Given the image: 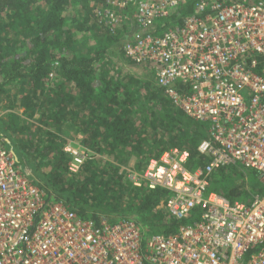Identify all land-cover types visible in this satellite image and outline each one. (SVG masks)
<instances>
[{"label":"built area","instance_id":"2783aa9c","mask_svg":"<svg viewBox=\"0 0 264 264\" xmlns=\"http://www.w3.org/2000/svg\"><path fill=\"white\" fill-rule=\"evenodd\" d=\"M190 1L94 0L93 15L112 33L127 28L130 59L152 65L171 103L208 125L202 167L190 170L189 151L176 147L128 175L136 188L167 191L178 224L196 212L197 221L144 244L130 219L96 224L47 206L0 138V264H264V192L246 203L210 191L215 172L236 166L264 187V0H195L182 24L155 34ZM64 153L72 173L92 156L72 144Z\"/></svg>","mask_w":264,"mask_h":264},{"label":"trees","instance_id":"16d2710c","mask_svg":"<svg viewBox=\"0 0 264 264\" xmlns=\"http://www.w3.org/2000/svg\"><path fill=\"white\" fill-rule=\"evenodd\" d=\"M80 2V13L69 16ZM90 2L0 0V110L7 111V120L0 119V138L18 151V160L33 166L32 182L44 190L47 206L64 203L96 224L130 219L146 244L153 234H173L194 224L198 213L178 224L161 207L168 192L132 187L126 167L135 158L142 172L173 147L189 151L190 170L202 167L207 159L198 146L208 138V125L171 103L155 68L137 65L126 54L132 40L127 28L112 33L101 26ZM194 2L179 8L155 34L182 24ZM106 64L117 73L109 75ZM23 115L32 123L21 120ZM71 122L83 134L81 146L92 152L77 173L69 169L72 157L64 153L68 140L61 131ZM253 176L258 185L248 183ZM210 191L251 201L264 187L257 172L236 166L215 172Z\"/></svg>","mask_w":264,"mask_h":264},{"label":"rangeland","instance_id":"374dc122","mask_svg":"<svg viewBox=\"0 0 264 264\" xmlns=\"http://www.w3.org/2000/svg\"><path fill=\"white\" fill-rule=\"evenodd\" d=\"M191 5H194V3H192ZM190 5V6H191ZM81 11V2L80 3H76L72 9L70 10L69 12V16H73L74 14L77 16L78 13H80ZM84 13V11H82ZM83 34H81L82 36ZM78 37H80L78 35ZM105 68H106V71L107 73H109V75H114L117 73V70L118 69H114L113 68V64L109 65V64H106L105 65ZM7 111L5 110H0V119H2L3 121H6L7 120V117L5 115ZM23 113V110L20 111V114ZM21 120H27L28 122L32 123V120L29 119L26 115H23ZM21 122V121H20ZM53 132L55 133H59V131L57 129H53L52 130ZM61 131H63L62 135L63 137L67 138L68 140V143L67 144H72L73 146L75 147H78V146H81V140L83 139V134L79 131H77V127L75 126V124L73 122L69 123V124H64L63 128L61 129ZM158 134V137L161 138V133H157ZM153 136V135H152ZM43 138V137H42ZM34 142H35V146L36 145H39L40 144V139L34 137ZM30 141L29 138H26L24 140V143ZM27 144V143H26ZM33 145V146H34ZM12 145H8L6 146L9 150H11V152L14 154V160L17 164V166L23 171V174L29 178L31 181H33L35 178H36V172L33 168V166L29 165L27 162H25L23 159H20L18 160L17 156H18V151L14 148L11 147ZM66 146V145H65ZM65 148V147H64ZM148 148V146H146V149ZM109 156V155H108ZM108 160H111L112 161V158H107ZM71 163V162H70ZM136 159L135 158H132L129 165L126 167L127 171H128V175L129 173L132 171V172H135V173H141V172H138L136 170ZM129 183L132 185V187L136 188L132 182L129 180V178L127 177ZM241 180V179H240ZM248 180V179H247ZM248 183H250L252 186H255V185H258L259 184V178L258 176H253V177H250L249 180H248ZM145 189H147L146 187H144ZM136 189H143V188H136ZM233 201V200H232ZM161 207L165 210L164 208V205L163 203L161 204ZM166 211V210H165ZM167 213V211H166ZM169 216V215H168Z\"/></svg>","mask_w":264,"mask_h":264},{"label":"crops","instance_id":"0c3cea01","mask_svg":"<svg viewBox=\"0 0 264 264\" xmlns=\"http://www.w3.org/2000/svg\"><path fill=\"white\" fill-rule=\"evenodd\" d=\"M90 3H92V2H90ZM93 4H94V2L92 3V5H93ZM93 10H94V7H93ZM101 26H102V25H101ZM177 26H179V24H177ZM128 35H129V34H128ZM155 76H156V75H155ZM159 87H160V86H159ZM173 148H176V147H173ZM177 148H179V147H177ZM168 149H170V148H168ZM168 149H166V150H168ZM180 149H181V148H180ZM166 150H165V151H166ZM151 160H152V159H151ZM151 160H150V161H151ZM236 201H239V200H236ZM241 202H246V203H248V201H241ZM164 208H165V207H164ZM165 210H166V209H165ZM167 215H169L168 212H167ZM169 217H170V216H169ZM170 218H171V217H170ZM171 219H172V218H171ZM162 234H165V233H162Z\"/></svg>","mask_w":264,"mask_h":264}]
</instances>
